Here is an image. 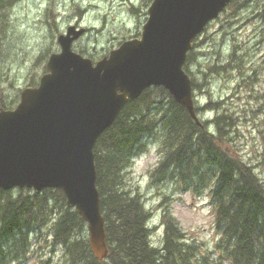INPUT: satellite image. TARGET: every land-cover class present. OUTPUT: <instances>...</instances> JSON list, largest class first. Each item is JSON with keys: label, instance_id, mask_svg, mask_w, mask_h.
<instances>
[{"label": "trees", "instance_id": "obj_1", "mask_svg": "<svg viewBox=\"0 0 264 264\" xmlns=\"http://www.w3.org/2000/svg\"><path fill=\"white\" fill-rule=\"evenodd\" d=\"M12 1L0 0V8ZM186 59L190 61V51ZM184 70L194 89L187 67ZM215 105L207 102L203 107ZM225 113L211 121L201 120L200 125L164 87L145 89L120 109L93 148L106 256L99 260L92 254L84 222L67 206L62 190L19 188L16 193L0 188V264L26 258L31 233L42 231L45 225L51 231V249L61 246L65 264H111L108 260L114 264H220L221 260L264 264V185L253 167L222 140L223 133L232 128ZM210 122L213 131L207 126ZM153 136L159 140L161 154L152 175L175 182L182 191L209 196L218 234L216 258L209 259L198 244L190 242L170 213L161 219V244L151 241V212L139 191L127 186L125 172Z\"/></svg>", "mask_w": 264, "mask_h": 264}, {"label": "rangeland", "instance_id": "obj_2", "mask_svg": "<svg viewBox=\"0 0 264 264\" xmlns=\"http://www.w3.org/2000/svg\"><path fill=\"white\" fill-rule=\"evenodd\" d=\"M151 1L13 0L0 8V107L14 108L20 91L38 84L47 72L49 55L60 50L57 36L68 25L84 28L73 41V50L97 61L124 40L140 36ZM190 52L184 66L195 83L199 119L211 121L226 112L232 128L222 140L253 167L264 185V0H231L206 25ZM207 102L216 105L205 109ZM207 126L215 128L211 122ZM149 139L147 149L126 170L125 181L139 191L151 212V241L161 244V219L170 213L190 242L209 259L216 258L218 234L209 196L182 191L175 182L153 176L161 151L158 138ZM11 190L17 193L19 188ZM41 230L31 233L28 256L13 264L66 263L61 246L51 249L49 226ZM83 231L88 241L85 223Z\"/></svg>", "mask_w": 264, "mask_h": 264}, {"label": "water", "instance_id": "obj_3", "mask_svg": "<svg viewBox=\"0 0 264 264\" xmlns=\"http://www.w3.org/2000/svg\"><path fill=\"white\" fill-rule=\"evenodd\" d=\"M229 2L152 0L140 36L95 62L72 48L84 28L68 25L38 84L23 88L14 108L0 109V188L61 189L86 224L92 254L103 259L107 240L95 142L120 109L150 86L164 87L201 125L183 66L194 39Z\"/></svg>", "mask_w": 264, "mask_h": 264}, {"label": "bare ground", "instance_id": "obj_4", "mask_svg": "<svg viewBox=\"0 0 264 264\" xmlns=\"http://www.w3.org/2000/svg\"><path fill=\"white\" fill-rule=\"evenodd\" d=\"M211 129V128H210ZM213 131V130H212Z\"/></svg>", "mask_w": 264, "mask_h": 264}]
</instances>
